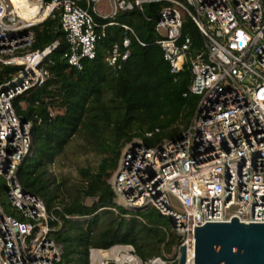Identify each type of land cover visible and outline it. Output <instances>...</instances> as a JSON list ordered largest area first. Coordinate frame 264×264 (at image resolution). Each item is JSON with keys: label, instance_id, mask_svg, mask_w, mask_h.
<instances>
[{"label": "built area", "instance_id": "2783aa9c", "mask_svg": "<svg viewBox=\"0 0 264 264\" xmlns=\"http://www.w3.org/2000/svg\"><path fill=\"white\" fill-rule=\"evenodd\" d=\"M153 2L165 4L155 19V43L171 74H179L189 63V93L199 101L189 127L177 139L152 147L135 138L124 146L108 180L114 205L109 209L116 213V208H122L126 217L137 218L154 209L172 220L169 229L181 238L180 244L171 255L145 264H177L181 246H185L186 264H193L194 228L205 223H227L232 218L243 224L264 223L261 0H53L48 5L42 0H0V66L20 68L0 81V179L6 200L20 213L17 219L0 205V264H58L61 256L60 246L49 238L55 214L17 179L18 169L33 151L31 123L18 117L14 101L51 77L42 63L59 45L32 51V28L56 12L68 47L64 58L80 70L83 60L96 55L93 15L109 20L102 31L120 26L131 32L127 24L115 21L117 14L142 11L143 4ZM28 10L34 11L33 19L24 17ZM184 16L195 24L203 41L201 52L191 60L190 40L182 36ZM129 46L127 38L122 49L113 45L106 65L122 69ZM23 103L18 104L21 109L26 107ZM115 247L142 264L131 247ZM104 252L91 250L90 264H108Z\"/></svg>", "mask_w": 264, "mask_h": 264}, {"label": "trees", "instance_id": "16d2710c", "mask_svg": "<svg viewBox=\"0 0 264 264\" xmlns=\"http://www.w3.org/2000/svg\"><path fill=\"white\" fill-rule=\"evenodd\" d=\"M52 1L42 0L45 5ZM164 6L145 3L142 11L119 12L115 21L127 24L131 32L120 26L102 31L109 20L93 15L96 55L83 60L80 70L64 58L68 47L56 12L32 28V51H43L55 42L59 45L42 63L51 77L14 101L18 117L31 123L33 151L18 169L17 179L57 218L49 224V238L61 248L58 264H90L91 250L107 251L115 246L131 247L145 264L172 254L181 242L175 232L166 229L167 217L154 209L139 218L126 217L122 208H116V213L109 209L114 205L108 180L124 146L135 138L152 147L177 139L189 127L199 101L189 93V63L179 74H171L155 43V19ZM182 36L190 40L191 60L201 52L203 41L187 16L183 17ZM124 38L130 41L129 56L122 69L114 70L106 65L105 57L113 45L122 49ZM19 70L0 66V81ZM20 101L26 102L25 109L18 106ZM150 132L153 135L145 137ZM73 143L95 154L98 162L95 167H80L75 179L56 178L50 169L66 157Z\"/></svg>", "mask_w": 264, "mask_h": 264}, {"label": "water", "instance_id": "95a60500", "mask_svg": "<svg viewBox=\"0 0 264 264\" xmlns=\"http://www.w3.org/2000/svg\"><path fill=\"white\" fill-rule=\"evenodd\" d=\"M185 246L177 264H185ZM193 264H264V223H205L194 228Z\"/></svg>", "mask_w": 264, "mask_h": 264}, {"label": "rangeland", "instance_id": "374dc122", "mask_svg": "<svg viewBox=\"0 0 264 264\" xmlns=\"http://www.w3.org/2000/svg\"><path fill=\"white\" fill-rule=\"evenodd\" d=\"M25 105L26 103H23L22 107L24 108ZM71 147L72 148L68 150L66 157L64 159H61L60 162L54 164L50 169V172L56 178L66 177L70 179H75L77 177V170L80 167H87V166L95 167L98 162V157L89 151L87 152V150L83 151V147L81 144L73 143ZM1 187H3L4 189V182L2 179H0V189ZM0 205L7 214L14 216L17 219H20V213L15 208L11 207L10 203L6 200L3 192L0 194ZM171 227H172V220L169 217H167L166 229H169ZM110 250H112L111 254L109 252ZM113 252L116 255L115 258L113 256ZM103 257L106 259L105 261H107L108 264H121L122 263L121 258L127 260V263L139 264L137 259H135V261L132 262L133 259H131V254L130 253L128 254L127 251L119 247H113L107 250L106 252H104Z\"/></svg>", "mask_w": 264, "mask_h": 264}, {"label": "bare ground", "instance_id": "6f19581e", "mask_svg": "<svg viewBox=\"0 0 264 264\" xmlns=\"http://www.w3.org/2000/svg\"><path fill=\"white\" fill-rule=\"evenodd\" d=\"M24 17L27 18V19H33L35 17L34 11H32V10L25 11ZM109 252L111 254L112 253V250H110ZM113 256H114V258L116 257V255L114 254V252H113ZM92 259H94V256H92ZM121 259H122V263L121 264H130V263H127V260H124V258H121ZM131 259H133V258H131ZM185 264H186V261H185ZM187 264H190V263H187Z\"/></svg>", "mask_w": 264, "mask_h": 264}]
</instances>
